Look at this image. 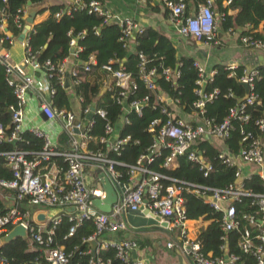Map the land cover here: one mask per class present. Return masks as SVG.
<instances>
[{
	"label": "built area",
	"instance_id": "obj_1",
	"mask_svg": "<svg viewBox=\"0 0 264 264\" xmlns=\"http://www.w3.org/2000/svg\"><path fill=\"white\" fill-rule=\"evenodd\" d=\"M0 1L4 3L6 0ZM138 1L161 3L181 37L192 39L204 45L213 40L217 27L213 10L215 0H204L197 5L195 10H186L185 0ZM231 1L223 0V4L227 6ZM73 3L79 9L86 8L89 13L94 12L101 16L105 23L110 20L113 21V16L97 0H90L87 3L73 0ZM65 12L68 13L69 10L66 9ZM61 13L62 11L55 12L54 17L58 18ZM25 15V7H20L12 16V22L18 27L20 20H25ZM5 18L6 14L3 8H0L1 44L10 37L6 31ZM116 22L121 26L122 35L119 40L122 41L123 45H127L134 33L142 31L131 19L117 18ZM22 25L21 31L25 28V22ZM29 29L30 26L24 32L21 42L24 48L22 61L14 63L9 61L6 53L0 55V63L4 67V80L10 87L15 99V105L8 107L11 115L9 129L6 131L0 124V168L8 172V176L0 175V192L10 194V201L8 204L6 203L7 209L0 214V237L4 236L14 226L20 225L24 228L30 244L35 243L42 246L41 257L44 264H79L77 262L71 263V252H65L61 246H51L54 226L59 223L61 215H65L67 221L70 222L67 236L73 234L76 226L82 220H90L93 224V232L86 238V241L95 240L97 245L94 254L86 260V264H112L110 257L103 258L95 255L98 250L106 248L114 250L112 257L117 261V264H150L149 256L133 255L138 249L136 240L129 237L115 238V235L127 233L130 230L124 218V214L128 210L140 212L145 210L147 212L146 217L149 215L158 217L160 222L165 223L166 230L175 232L174 237L165 243L166 248H176L180 254L189 259L191 264H233L237 260L236 255L227 254V262H224L223 258H213L209 253L200 252L199 243L187 237V219L184 216V198L182 196L186 189L201 198L212 209L222 212L220 228L224 232L237 226L234 220L232 202L246 196L256 198V203L260 206L261 219L254 221L248 217L247 220L250 226L257 227V234L253 239L249 236L248 230H243L238 247L243 253L252 257L253 264H264V227L260 224V222H264V194L255 195L234 184H229L224 189H217L202 184L185 182L152 171L146 166L155 158L162 156L160 167L174 168L178 158L185 156L186 160L197 165L202 177H206L211 171V164L201 156L203 150H199L195 145L205 138L214 137L222 140L227 137L232 130L229 118L236 116V111L233 109L229 110L228 117L221 122H212L205 116V104L212 100L217 89L213 88L206 92L203 91L202 87L206 81L211 80L215 71L213 69L205 71L195 61L192 62V66L196 70L194 81L196 87L193 90L195 100L191 103L192 110L190 112L195 121L188 122L177 117L169 108L171 105L177 107V100H171L168 97L170 101L168 105L166 95L159 92L154 83L155 77L160 74L165 80L173 81L178 76L177 71L165 67L162 68L160 74H157L154 67L146 69L145 57L140 52H137L136 76L126 71L121 64L112 68V59L101 66V69L107 72L112 79V85L116 89L113 99L120 105V110L123 100H126V95L136 89L135 80L137 79L143 83L147 90L153 93L152 104H161L159 112L163 120L152 119L146 126L147 133L152 136L146 152L139 154L134 163L127 165L115 159V156H118L124 145L129 142V135H118L111 140L110 136L113 134L114 126L108 121H105L103 125L102 136L97 137L90 134L93 115L105 119L103 110L94 107L91 117L86 119L90 113L91 105L86 107L80 105L79 116L76 117L67 107L57 108L52 104L54 88L50 83L51 71L56 70L59 74V83L63 87L65 58L57 63H52L48 59L38 63L37 55L31 53L27 46L25 35ZM83 33L81 32L77 37ZM67 34L69 35L70 31ZM239 42L244 47L264 52V32L260 37L241 35ZM68 45L74 48V54L80 50L76 44V37H70ZM93 65H95V58L93 55H88L83 64V72H88ZM26 66L39 75L27 73L25 71ZM226 67L230 70V76H234L235 67L232 64H228ZM43 68L46 71L41 70ZM257 75L256 68H251L248 71L242 70V76L238 81L247 84L249 93L241 103V108L256 100L252 88L253 80L257 78ZM67 76L70 78L72 87L81 80L74 68L69 71ZM38 92H46L47 94L46 101L44 100L39 105V111L46 122L58 123L57 130L49 129L53 132L54 142L50 139L49 133L37 126H30L23 117V107L27 94ZM77 100L80 104L81 98L77 97ZM147 101L148 97L144 95L139 100L128 101V106L130 110L139 114L140 109ZM236 117L240 122L247 120L246 115ZM126 122L125 115L122 124ZM256 124L259 131L263 133L264 109L262 110V117L257 120ZM24 132H28L42 141L40 149L23 150L16 147L18 141H22L20 135ZM239 133L242 142L248 139V133H244L242 130H239ZM60 134L67 136V148H55L56 138ZM91 143L103 144L104 147L94 148L90 146ZM7 144H10L12 148L1 147ZM262 149L263 143L260 139L250 140L240 147L236 157L240 163L254 165L261 171L264 163ZM162 150L166 152L164 155H162ZM52 157H58L61 164L58 165L52 161ZM217 158L222 164L233 166L235 169L234 176L238 178L240 171L234 160L223 153H218ZM89 166L97 169V177L87 173L93 172L91 168H88ZM116 166L125 167L124 178H122L121 172L115 168ZM103 179L109 182L115 194V202L110 205V210L107 213L92 205L94 199L101 200L104 197ZM163 181H167V184H164ZM35 208L43 210L41 212L44 216L43 221L35 218L38 214V210ZM89 252L91 253L90 250ZM0 264H7L2 255H0ZM20 264L43 263L34 261Z\"/></svg>",
	"mask_w": 264,
	"mask_h": 264
},
{
	"label": "trees",
	"instance_id": "obj_2",
	"mask_svg": "<svg viewBox=\"0 0 264 264\" xmlns=\"http://www.w3.org/2000/svg\"><path fill=\"white\" fill-rule=\"evenodd\" d=\"M27 1L31 6L42 2V0H6L4 3L0 1V8H3L6 14L5 22L6 31L10 35L9 41L18 37L23 27L22 24L25 22V20H20V25L17 27L12 22V16L16 14L17 9L25 7ZM80 1L87 3L90 0ZM98 1L100 2V0ZM203 1L185 0L186 4L189 3L186 10L197 7ZM221 1L215 0L214 3L218 14H221L220 19L223 28L231 30L241 28L239 36L260 37L259 34L251 30L255 29L260 22L264 23L263 0H232L225 7H221ZM66 9L69 10L68 13L65 12ZM228 9L236 10V12L228 15ZM58 11H62V13L58 18H55L54 13ZM68 31H70L69 35L67 34ZM81 32L84 33L77 37ZM121 35L119 23L112 20L105 23L101 16L96 15L94 12L89 13L86 8L79 9L75 3L67 6L50 7L49 15L42 21L31 25L25 35L29 51L37 55L38 63H42L46 59L52 63L60 62L69 55V38L76 37V44L80 50L75 53L77 64L74 66V70L81 77V80L76 86H73L74 94L81 98V107L93 105L105 113V119L93 115L90 130V134L93 136H102L105 121L114 125L121 114L120 105L113 99L116 89L112 84L104 89L102 85L105 74H108L101 69V66L109 59L113 60L112 68H116L121 64L126 71L136 76L137 52H140L145 57L146 69L154 67L156 73L160 74L162 68L169 67L178 73L173 81L165 80L161 74L155 77L154 83L159 92L165 94L171 100L176 99L177 107L184 112L192 110L191 103L195 100L193 90L196 87L194 84L196 70L192 66V59L186 57L177 59L170 41L153 29L145 28L140 33L133 34L134 50L132 52L129 51V42L127 45H123L122 41L119 40ZM8 40L3 42L4 46L9 45ZM88 55L94 56L95 65L91 66L88 72H83V64ZM41 70L46 71L44 68ZM213 70L215 73L211 80L206 81L202 87L203 91L206 92L211 91L213 88L217 89V93L212 100L205 104V116L215 123L228 117L231 109L236 111V116H247L245 122L238 121L236 116L230 117L232 130L227 137L222 139L227 149L235 155L240 147L250 140L259 139L262 134L256 122L262 117V110L264 109V67L256 68L258 75L253 80L252 92L255 94L256 100L249 105H244L242 108L240 107L242 102L239 103V99L243 96V89L238 84V79L242 76V69H234V76H230V70L226 65H216ZM51 73L50 83L54 88L52 104L57 108L68 107V96L59 83V74L56 70L51 71ZM135 81L136 89L126 95V101L139 100L144 95H147L148 101L142 106L139 114L133 110L127 113V122L122 124L118 133L119 136L129 135L130 137L129 142L124 145L119 155L115 156V159L127 165L134 163L139 154L145 153L151 142L152 136L146 131L147 124L152 119L163 120L159 112L161 104L153 105V93L147 90L140 80ZM14 105L15 99L10 87L4 80V67L0 63V124L3 125L6 131L10 127L11 118L8 107ZM239 130L249 134L246 141H241ZM20 137L22 141H18L16 147L23 150L40 149L42 144L40 139L35 138L28 132L22 133ZM66 138V135H60L59 145L65 144L67 142ZM198 143V149H203L201 152L202 158L212 166L206 177H202L197 165L186 160L185 156L178 158L177 166L174 168L160 167L162 156L155 158L146 166L152 171L212 188L224 189L229 184L236 185L237 177L234 176V167L222 164L217 158V150L206 141L200 140ZM1 147L12 148L10 144ZM103 147L104 145L99 143L94 145V148ZM165 153L162 150V155ZM51 160L58 165L61 164L58 157H52ZM115 168L121 172L122 178H124L125 167L116 166ZM0 175L8 176V172L0 168ZM163 183L167 184V181H163ZM239 186L255 195L264 194L263 179L258 174H252L243 179ZM182 196L184 198V216L186 219L201 218L208 221V224L199 230L194 239L199 243L200 252L203 254L209 253L213 258H223V254L226 252L228 255L234 254L237 256V260L233 264H253L252 257L239 249L238 242L243 230H248L249 236L253 239L257 234V227L250 226L247 220L248 217L254 221L261 219L260 206L256 203V198L246 196L232 202L234 220L237 226L224 232L220 228L221 211L212 209L201 198L186 189ZM6 209V202L0 199V214L4 213ZM69 225L70 222L67 221L66 216L61 215L59 223L53 229L51 246H61L65 252H71V263L86 264V260L91 255L86 238L92 234L93 224L90 220H82L76 226L73 234L67 236ZM119 235L120 237H126L125 233H119ZM136 242L140 248L150 246L148 239H136ZM41 251L42 246L35 243L30 244L27 238L22 239L19 237L0 246V255L6 259L7 264L34 261L44 264ZM95 255L103 258L110 257L112 264H117V261L112 257L114 255L112 248L100 249Z\"/></svg>",
	"mask_w": 264,
	"mask_h": 264
},
{
	"label": "crops",
	"instance_id": "obj_3",
	"mask_svg": "<svg viewBox=\"0 0 264 264\" xmlns=\"http://www.w3.org/2000/svg\"><path fill=\"white\" fill-rule=\"evenodd\" d=\"M71 3L73 4V0H42L41 4L32 5V6L30 5L31 7H41V9L35 14L32 23L29 26L31 27V25L36 24L42 21L43 19H45L49 15L50 7L62 6V5L67 6ZM100 4L107 12H109L113 16V19L115 18L131 19L141 30L145 28H150L157 31L158 33H160L170 41L172 47L174 48L175 56L177 59L183 57L190 58L192 59V61H195L197 64H199L205 71H209L213 69L214 66L216 65H228V64H232L235 67V69L241 68L242 70L245 71H248L251 68H257L261 66L264 67V52L255 49H249L247 47H244L242 44H240L239 34L242 30L241 28H234L233 30L223 28L220 19L221 14L220 15L218 14L215 3L213 4V10L215 12L217 27L215 30L213 40L206 45L199 42L197 43L189 38L181 37L178 34L176 27L171 22L167 11L165 10V8L161 3L158 2L144 3L138 0H100ZM221 7H225V5L223 4V0L221 1ZM27 9L28 6L26 5L25 6L26 15L24 16V19H26L27 17ZM192 9L195 10L196 7ZM192 9H188V10H192ZM235 12L236 10L233 9L227 10L228 15L234 14ZM251 31L256 32L261 36L264 32V23L260 22L257 25V27ZM132 40H133V36H131L129 39L130 52L134 50V43H132ZM21 42L22 39L20 40L17 37L16 39H12L8 46H4L3 43L2 44L0 43V55L6 53L8 55L9 61L14 63H18L22 61V59L24 58V48L21 45ZM71 50L72 47H70L69 55L66 56L64 60L63 71L65 73V77L62 80V84L68 96L67 108L70 111H72L76 117H78L80 104L77 100L76 95L74 94L73 87L70 84V78L69 76H67L69 71L73 69L74 66H76L77 64V58L74 54L75 50L74 48H73V52H71ZM25 71L27 73H32L33 75H37V76L39 75L37 72L31 71V69L28 66L25 67ZM109 84H112V79L109 75L105 74L104 80L102 82L103 89L107 88ZM166 97H167L166 103L169 105L170 104L169 98L168 96ZM46 99H47L46 92L28 93L23 107V117L25 118V121L29 123L30 126H37L41 130L49 133L51 135L50 139L53 141V137H52L53 132L49 131V129L57 130L58 123L50 124L46 122L45 118L41 117V112L39 111L40 103L43 102L44 100L46 101ZM169 108L171 109V111H173V113L177 117L183 119L184 121L185 120L188 122L195 121V119L191 116L190 111L184 112L175 105L174 106L171 105L169 106ZM129 111H130V107L128 106V101L123 100L121 104V114L113 125L114 131L113 134L110 136L111 140L118 136L119 130L122 126L123 118L125 115H127ZM59 136L56 138V144L54 143L56 145L55 148L56 149L67 148L68 146L67 143L59 145L58 142ZM259 139L263 143L262 152L264 157V132L261 134V137ZM203 140L206 141V143H208L209 145L213 146L218 153H223L235 161L240 171L239 176L237 178L236 186H239V183L243 179L249 177L252 174H258L263 179V185H264V163L262 170L259 171L257 167H255L254 165L240 163V161H238V158L236 157V154L235 155L232 154L223 144V141L221 139L211 137V138H205ZM95 144L96 143H91L90 146L94 147ZM198 145L199 143H197L195 146L198 147ZM88 168L89 169L91 168L93 172H87V173H91V175L93 174V176L97 177L96 175L97 169L90 166ZM0 199H2L8 204L10 201V194L8 192L5 193L0 192ZM35 209L38 210L37 212L38 214L43 211L41 209H37V208ZM207 224L208 221L202 220L201 218L195 220L187 219L186 222L187 237L191 239H195L199 230L201 228H204ZM164 229L165 232L130 229L127 233H125L126 237L132 238L134 240L137 239L136 236L138 234L144 235L145 239H148L150 242V246L144 248L138 247L136 254L134 255H139V256L147 255L149 256L150 261L154 259L155 255H167V264H191L189 259L185 255L180 254V252L176 248H170V249L166 248L165 243L170 241L174 237L175 232L168 229L166 230V227H164ZM118 237H120L119 234L115 235V238ZM162 239L164 240V245H163L164 247H162L161 245Z\"/></svg>",
	"mask_w": 264,
	"mask_h": 264
},
{
	"label": "water",
	"instance_id": "obj_4",
	"mask_svg": "<svg viewBox=\"0 0 264 264\" xmlns=\"http://www.w3.org/2000/svg\"><path fill=\"white\" fill-rule=\"evenodd\" d=\"M26 5L28 6L27 9V17L25 19L26 25L23 31L19 34L18 39L23 38L24 32L29 28V25L32 23L33 17L35 14L41 9V7H31L29 1L26 2ZM114 21H117V18L113 19ZM73 52V48L71 50ZM238 84L243 88V96L241 99H239V103L243 102L244 99L248 96L249 90L248 86L244 82H238ZM94 110V106L91 105L90 107V113L86 116V119H89L91 117V112ZM41 117L44 118V116L41 114ZM104 183L102 185V188L104 190V197L99 199H94L92 201V205L96 207L98 210L107 213L110 210V205L115 202V194L110 186L109 182L106 179H103ZM147 212L144 211H127L124 214L125 221L128 225V227L132 230H147V231H159V232H165V223L160 222L158 217H152L149 215V217H146L145 214ZM39 221H43L44 216L42 213H39L35 217ZM261 226L264 227V222H260ZM19 237L22 239L26 238L25 230L22 226L17 225L14 226L12 229H10L4 236L0 237V246L3 244L13 240L14 238ZM158 242V240H157ZM90 246L91 255L94 254V250L96 248V241L91 240L88 242ZM134 255V254H133ZM223 260L224 262H227V253L224 252L223 254Z\"/></svg>",
	"mask_w": 264,
	"mask_h": 264
},
{
	"label": "rangeland",
	"instance_id": "obj_5",
	"mask_svg": "<svg viewBox=\"0 0 264 264\" xmlns=\"http://www.w3.org/2000/svg\"><path fill=\"white\" fill-rule=\"evenodd\" d=\"M136 238L139 239V240H143V239H145V236L144 235H141V234H138L136 236ZM161 245H162V247H164L163 246L164 245V240L163 239L161 240ZM160 251H163V250H160ZM151 264H167V255H155L154 256V259L151 260Z\"/></svg>",
	"mask_w": 264,
	"mask_h": 264
}]
</instances>
